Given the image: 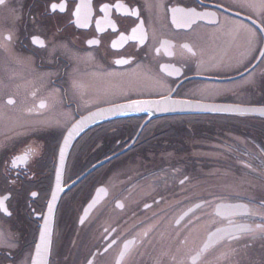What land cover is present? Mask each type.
I'll use <instances>...</instances> for the list:
<instances>
[{
    "label": "flooded vegetation",
    "instance_id": "flooded-vegetation-1",
    "mask_svg": "<svg viewBox=\"0 0 264 264\" xmlns=\"http://www.w3.org/2000/svg\"><path fill=\"white\" fill-rule=\"evenodd\" d=\"M160 98L232 110L120 108ZM263 153L264 0L0 5V264L31 263L52 200L48 264H264V180L220 179Z\"/></svg>",
    "mask_w": 264,
    "mask_h": 264
},
{
    "label": "water",
    "instance_id": "water-1",
    "mask_svg": "<svg viewBox=\"0 0 264 264\" xmlns=\"http://www.w3.org/2000/svg\"><path fill=\"white\" fill-rule=\"evenodd\" d=\"M136 102V103H133ZM129 105H123L120 106L121 109L128 108V107H135L136 106V112L141 113V109H150V108H157V112H153L151 115H162V114H170V113H189V112H216V113H229L232 109L227 106H217V105H206L205 103L193 101V100H168L167 98H160V99H154V100H136L133 101ZM262 111V110H261ZM101 115H108L107 109L103 110H96L94 112L89 113L85 117H83L80 121L76 122L72 125V127L69 129L67 135L65 136L63 142L65 146V140L67 138V145L71 143L72 140L76 137V135L81 132L84 128L88 127L89 125L93 124L95 121H97ZM143 124L140 126L139 131L141 130ZM138 131V133H139ZM136 136L133 138L131 143L127 146L130 147L133 142L135 141ZM126 147V148H127ZM125 148V149H126ZM124 149V150H125ZM123 151V150H122ZM67 150L65 149L63 151L62 158L65 157ZM117 155V154H116ZM115 155H111L106 157L105 159L101 160L100 162L96 163L93 167L88 169L84 174H82L80 177H78L76 181L81 179L84 175H86L91 169H93L95 166L100 165L101 163L109 160ZM56 200H52L48 206L46 216L44 219V222L42 224V228L40 231L39 239L36 244L31 263L30 264H48V258L50 253V235L52 232V223H53V213L55 208ZM51 205V207H50ZM235 204H219L217 206V211H220L221 209H234L236 207ZM43 233V236H42ZM222 232L215 231L213 234H221ZM223 235V233L221 234ZM39 246V247H38Z\"/></svg>",
    "mask_w": 264,
    "mask_h": 264
},
{
    "label": "rangeland",
    "instance_id": "rangeland-1",
    "mask_svg": "<svg viewBox=\"0 0 264 264\" xmlns=\"http://www.w3.org/2000/svg\"><path fill=\"white\" fill-rule=\"evenodd\" d=\"M236 151V150H235ZM237 156H239L240 158L242 156H245L243 154V152L236 151ZM261 157L264 159V153L261 154ZM264 162V161H263ZM261 166L264 167V165L261 164V161L258 160V162ZM232 173H227L226 175H220V179H229V181H233V182H240L241 178H245L248 179L249 181L251 180H264V168H258L255 170H241L239 172L232 170Z\"/></svg>",
    "mask_w": 264,
    "mask_h": 264
},
{
    "label": "snow or ice",
    "instance_id": "snow-or-ice-1",
    "mask_svg": "<svg viewBox=\"0 0 264 264\" xmlns=\"http://www.w3.org/2000/svg\"><path fill=\"white\" fill-rule=\"evenodd\" d=\"M5 2H6V0H0V5H4L5 4ZM56 6L55 5H53V8H55ZM135 14V13H134ZM9 39H10V37H9ZM33 42L34 43H40L41 44V46H43V44H44V42L42 41V40H38V38H34L33 39ZM89 43H92V44H94V43H96V41H89ZM117 63H122V61H117ZM76 85L74 84V87H75ZM9 103H12V101L11 100H9ZM133 103H136V102H133ZM65 144H67V138H66V140H65ZM34 150L33 149H28V152L29 153H31V152H33ZM63 151H64V149L63 148H61V155H63ZM27 158V156H25V157H18V158H16V160H14L13 161V163L15 164L18 160H20V159H26ZM50 207H51V205H50ZM259 227V226H258ZM245 228H246V226H238V227H236V231H242V230H245ZM42 236H43V233H42ZM229 238H231V237H229ZM39 247V246H38Z\"/></svg>",
    "mask_w": 264,
    "mask_h": 264
}]
</instances>
